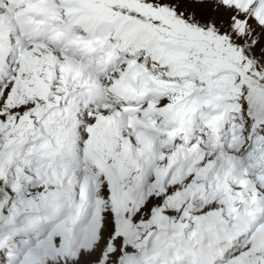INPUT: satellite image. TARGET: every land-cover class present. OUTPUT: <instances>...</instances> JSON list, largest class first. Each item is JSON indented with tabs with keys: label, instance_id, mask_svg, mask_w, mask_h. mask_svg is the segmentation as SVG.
<instances>
[{
	"label": "snow or ice",
	"instance_id": "6c2138e0",
	"mask_svg": "<svg viewBox=\"0 0 264 264\" xmlns=\"http://www.w3.org/2000/svg\"><path fill=\"white\" fill-rule=\"evenodd\" d=\"M0 264H264V0H0Z\"/></svg>",
	"mask_w": 264,
	"mask_h": 264
}]
</instances>
